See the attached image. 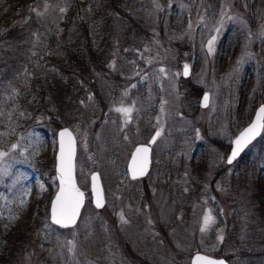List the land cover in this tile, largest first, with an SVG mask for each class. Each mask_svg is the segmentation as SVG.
Returning a JSON list of instances; mask_svg holds the SVG:
<instances>
[{
    "label": "rangeland",
    "instance_id": "1",
    "mask_svg": "<svg viewBox=\"0 0 264 264\" xmlns=\"http://www.w3.org/2000/svg\"><path fill=\"white\" fill-rule=\"evenodd\" d=\"M254 1L219 0V5L213 8L210 0H140L139 7L144 14L135 25L138 29L129 31L132 36L139 33V41H133L130 48L131 58L120 60V55H111L107 65L94 69L101 86L109 89L110 102L104 114L100 118L93 117L88 125L79 122L71 125L78 138V154L82 152L80 157L77 155V177L88 200L91 199L89 176L93 170L101 171L103 167V161L95 153L96 145L104 135L99 131L101 125L106 122L115 131L123 133L124 144L128 146L124 166L113 164L110 184L104 181L106 206L97 210L94 216L83 213L78 225L64 233L51 225L49 214L45 213L32 242L26 241L24 250L16 252V259L7 263L101 264L98 257L87 252V257L79 260L78 255L85 252L79 249L76 241L80 230L99 218L112 232L115 242L105 251V264H190L191 255L187 250L193 245L196 251L225 257L229 261L231 255L235 260L233 264H241L242 254L238 249L241 242L231 239L229 218L235 212H247L258 204L251 188H239L232 182L243 159L227 165L226 158L233 137L251 121L259 104H264V53L261 48L264 19L260 20L256 12H250V4ZM230 24L242 26L247 42L235 60L218 61L219 43ZM213 36L216 39L213 51L209 53L208 40ZM124 39L120 31L116 45L119 52L125 46ZM250 62L255 65L256 75L249 96L240 105L239 88ZM186 63L192 66L189 78L182 76ZM161 68L165 71L161 72ZM205 91L210 92L211 101L207 108H202L201 94ZM84 101L82 105L86 108L93 99L87 97ZM3 104L0 100L3 116L0 141L5 145L0 151L8 155L0 160V168H8V174L0 176V264L4 263L5 255L11 254L8 240L11 222L26 209L28 217L38 215L46 208L45 204L41 206V198L49 185L53 186V194L57 190L56 176L50 174L51 168L44 164L46 158L43 159L41 146L44 145L48 154H55L59 129L54 126L52 132H55H50L49 115H45L44 110L41 113L35 99L21 95L10 99L9 104ZM120 107L132 111L125 116L115 111ZM34 116L37 117L36 124L29 127L25 120ZM98 120L101 123L96 130ZM46 126L49 133L45 131ZM156 129L161 133L153 147L154 151L159 148L158 154L178 142L175 155H185V160L190 161L196 151L195 145L207 143L208 147L203 194L192 202L190 212L182 206L183 195L176 193V199L171 203L177 211L173 225L166 224L169 197L158 185L161 173L155 167L147 185L150 198L140 203L127 195L132 185L126 169L131 151L136 144L147 143ZM13 144L17 145L15 150ZM262 145L264 134L247 150L245 159L258 154ZM99 147L104 150L103 145ZM178 159L172 160L176 164ZM108 161L112 159L105 158V162ZM102 177L105 180L104 174ZM8 180L10 187L3 190L1 186H9ZM179 181L183 191L189 192L187 174ZM22 200L26 203L22 204ZM177 202L181 205L176 206ZM209 211L214 223L201 232L204 216ZM121 213L126 223L121 221ZM132 223L136 224L135 229ZM127 228L132 229L133 236H127ZM253 229L260 230L256 240L262 243L256 248L262 249L264 226Z\"/></svg>",
    "mask_w": 264,
    "mask_h": 264
},
{
    "label": "trees",
    "instance_id": "2",
    "mask_svg": "<svg viewBox=\"0 0 264 264\" xmlns=\"http://www.w3.org/2000/svg\"><path fill=\"white\" fill-rule=\"evenodd\" d=\"M139 2L140 0H0V100L3 105L9 104L12 98H20L21 95L35 99L41 113L44 110L45 115H49L51 124L48 126H51V133L55 132H52L54 126L58 128L76 122L87 125L91 123L93 117L100 118L110 102L107 95L109 89L102 87L94 69L96 66L107 65L111 55H120V60L131 58L130 48L133 41H139V33L132 36L129 31L134 32L138 29L135 25L144 14ZM210 2L213 8L219 5V0ZM250 6V12H256L261 20L264 17V0H255ZM120 31L124 34L125 46L119 52L116 45L119 42ZM246 42L247 34L242 26L228 25L219 43L218 61L235 60L243 51ZM261 48L264 53V40ZM254 68L253 62L246 66L245 76L239 88L243 100L248 97L253 77L256 75ZM262 69L264 70V67ZM91 94L95 98L94 104L90 106L92 110L82 105V101ZM2 119L0 112V121ZM35 119H37L35 116L28 117L25 123L32 127L36 124ZM100 123L101 120H98L96 129ZM48 126L45 127V131L49 133ZM103 126L104 136L101 143L96 145L95 153L103 161L101 171L105 175V184L109 185L114 170L112 165L118 167L124 165V151L128 146L124 144L122 132L115 131L109 124ZM99 145H104V150ZM4 146L0 141V147ZM170 146L168 151L159 154L157 153L159 148H156L153 167L161 173L158 184L161 183L166 192H170L168 201L170 210L167 213L166 224L173 225L177 213L176 207L171 204L176 199L174 191L183 195V201L193 196L205 181L209 153L207 143H199L195 145L197 149L189 165L183 157L175 164L172 159L179 148L178 142ZM263 153L264 145L260 147L258 154L244 160L243 165L237 170V179L232 176V182L234 181L239 188L252 189V196L256 198L258 204L247 212H235L233 217L229 218L230 237L235 242H241L238 247L242 254L241 264H264V247L256 248L262 243L256 240L260 230L253 229L264 226ZM42 155L46 158L44 164L51 168L49 173L52 174L54 154L48 155L44 150ZM105 158L112 161L106 163ZM186 173L191 194L183 191L182 186L175 182L177 178H185ZM138 182L144 184L140 187L134 182L127 195L143 203L150 194L146 186L149 179ZM1 188L7 190L9 187ZM49 188L41 198L43 202L41 206L46 205L42 212L34 217H28L26 209L11 222V227L7 228L11 254L5 255L4 263L1 264H10L7 262L16 259V252L24 250L25 242H32L40 218L49 212L53 186L49 185ZM97 212L88 201L84 215L94 216ZM132 224L135 229L136 224ZM65 231L61 229L62 233ZM126 232L129 237L134 234L131 228H127ZM76 241L79 249L85 252L78 255L79 260L81 257H87V252L90 256L98 257L101 264H105V251L115 244L112 232L99 218L93 219L89 226L82 228ZM194 247L193 245L189 248L187 254H192L195 251ZM229 258L231 264L235 263L231 255ZM147 259L150 261L148 257Z\"/></svg>",
    "mask_w": 264,
    "mask_h": 264
},
{
    "label": "snow or ice",
    "instance_id": "3",
    "mask_svg": "<svg viewBox=\"0 0 264 264\" xmlns=\"http://www.w3.org/2000/svg\"><path fill=\"white\" fill-rule=\"evenodd\" d=\"M47 7V5H45ZM31 11H36L35 9H30ZM63 12L64 9H61ZM41 15V13H37ZM218 31V29H217ZM216 37L213 36L208 40V50L209 53L213 51V44ZM188 65L184 66V75H188ZM161 72L165 70L160 69ZM208 97L205 95L204 101L205 106L207 105ZM115 111L124 113L125 116H128L132 109L131 108H116ZM163 111V108L161 109ZM264 132V105H261L255 114L254 120L245 127L239 134L236 136L233 143V148L230 156L228 157V163L231 164L234 159L261 133ZM160 131H157L156 134L152 137L151 143H155L156 138L160 135ZM60 136V151L58 157V166H57V179L59 180V189L55 196V199L51 204V220L54 224L61 227H68L69 225L75 224L77 217L79 216L80 209L84 202V192L76 184L74 177V164L73 158L75 155V139L72 133L68 129H64L59 133ZM17 148L16 144L12 145V149ZM148 153L149 147L141 146L137 147L135 153L132 156V173L133 178L137 175H143L147 168L148 163ZM7 152L0 151V160L7 156ZM8 168H0V176L7 175ZM92 192L96 197V206H103V195L102 191L99 188V178L97 175L93 174L92 177ZM43 188V185H41ZM22 204L26 201H21ZM121 221L126 223L123 213L120 214ZM214 223V218L211 216L209 211L208 214L204 216V227L200 230L201 232L206 231V229ZM222 240L223 237L221 236ZM75 245L73 244V247ZM193 264H223V261H216L205 256L197 255Z\"/></svg>",
    "mask_w": 264,
    "mask_h": 264
},
{
    "label": "water",
    "instance_id": "4",
    "mask_svg": "<svg viewBox=\"0 0 264 264\" xmlns=\"http://www.w3.org/2000/svg\"><path fill=\"white\" fill-rule=\"evenodd\" d=\"M186 65V64H185ZM184 65V66H185ZM189 67H188V75L187 76H185L184 75V67H183V76L184 77H189L190 76V74H191V66L189 65V64H187ZM205 95H207V97H208V100H207V105L205 106V101H204V97H205ZM209 103H210V93L209 92H205L204 94H203V97H202V100H201V105H202V107H207L208 105H209ZM261 105H264V104H261ZM260 105V106H261ZM260 106L257 108V110L260 108ZM257 110H256V112H257ZM256 112H255V114H256ZM254 118H255V115L253 116V118H252V121L254 120ZM251 121V122H252ZM250 122V123H251ZM249 123V124H250ZM248 124V125H249ZM247 125V126H248ZM246 126V127H247ZM64 129H68L71 133H72V135H73V137H74V139H75V155H74V158H73V164H74V177H75V180H76V184H77V186L79 187V185H78V183H77V179H76V165H75V162H76V153H77V140H76V137H75V135H74V133H73V131L70 129V128H68V127H64V128H61L60 130H59V132H58V152H57V155H56V173H57V166H58V157H59V151H60V136H59V133L61 132V131H63ZM243 130V129H242ZM241 130V131H242ZM157 131H159V130H157ZM157 131H155V133L153 134V136L156 134V132ZM263 133V132H262ZM261 133V134H262ZM152 136V137H153ZM261 135H259V136H257L252 142H254L256 139H258L259 137H260ZM158 138V137H157ZM157 138H156V140H157ZM236 138V137H235ZM235 138L233 139V141L235 140ZM151 140H152V138L150 139V142H149V144H139V145H137L136 147H135V149L133 150V152H132V155H131V157H130V159H129V162H128V172H129V175H130V177L132 178V179H137V178H141V177H145L148 173H149V170H150V167H151V162H152V157H151V154H152V144H154V143H151ZM251 142V143H252ZM250 143V144H251ZM249 144V145H250ZM248 145V146H249ZM141 146H145V147H149V153H148V163H147V168H146V171L144 172V174L143 175H137L135 178H133V173H132V156H133V154L135 153V150H136V148L137 147H141ZM233 144H232V148H233ZM247 146V147H248ZM246 147V148H247ZM232 148H231V151H232ZM245 148V149H246ZM244 149V150H245ZM243 150V151H244ZM231 151H230V154H231ZM242 151V152H243ZM242 152L238 155V157L242 154ZM230 154H229V156H230ZM228 156V157H229ZM237 157V158H238ZM236 158V159H237ZM236 159H234L233 161H232V163L236 160ZM227 163H228V158H227ZM229 164V163H228ZM93 174H95V175H97L98 176V178H99V188H100V190L102 191V195H103V206L102 207H97L96 206V197H95V195L93 194V192H92V195H93V204L98 208V209H102L104 206H105V204H106V199H105V191H104V186H103V183H102V179H101V176H100V174H99V172L98 171H95V172H93ZM92 174V175H93ZM57 175H58V173H57ZM92 175H91V177H92ZM59 181V180H58ZM60 183V182H59ZM80 188V187H79ZM80 190L83 192V190L80 188ZM91 190H92V179H91ZM56 194H57V192H56ZM56 196V195H55ZM55 196H54V198L52 199V201L55 199ZM85 200H86V195H85V193H84V202H83V205H82V207H81V209H80V213H79V216L77 217V220H76V222H75V224L77 223V221L79 220V218H80V215H81V211H82V208H83V206H84V204H85ZM51 204H52V202H51ZM50 219H51V207H50ZM52 221V220H51ZM75 224H73V225H69L68 227H70V226H74ZM65 228V227H64ZM201 255V256H205V257H208V258H210V259H213V260H216V261H223V264H229V262L225 259V258H216V257H212V256H209V255H207V254H204V253H195L194 255H193V257H192V260H191V264H193V260H194V258L197 256V255Z\"/></svg>",
    "mask_w": 264,
    "mask_h": 264
},
{
    "label": "bare ground",
    "instance_id": "5",
    "mask_svg": "<svg viewBox=\"0 0 264 264\" xmlns=\"http://www.w3.org/2000/svg\"><path fill=\"white\" fill-rule=\"evenodd\" d=\"M88 97H89V100H92V99H93V102H92V103H89V102H88V106H87V108H89L90 106H92V105L94 104V100H95L93 94L89 95ZM85 101H86V99H85ZM85 101H84V102H85ZM90 109L92 110V107H90ZM74 124H76V123H67V124H64V125H62V126H63V127H65V126H69V127H71V125H74ZM176 155H177V154H176ZM180 157H181V156H180ZM180 157L175 156V158H179L178 161H181ZM233 176H235V177L237 176V171H236V173L233 174ZM179 179H181V178H177V179L175 180V182H176V184H178L179 186H182V184L180 183ZM178 182H179V183H178ZM205 183H206V181H204V182L202 183L201 187H200L195 193L192 192V193H193V196H191V198H189V199H191L192 201H189V199L182 201V206L184 205L185 208L189 209L190 212H191V210H192V202H193L195 199L200 198L201 195L203 194L202 190H203L204 187H205ZM159 185L162 186L161 183H159ZM162 187H163V186H162ZM163 188L165 189V187H163ZM165 191H166V189H165ZM176 193H178V192L174 191V195H175V196H176ZM150 194H151V192H150ZM150 194H149V196H148L147 198L145 197L146 200H148V199L150 198ZM167 194H168V197H169V200H170V192H168ZM189 194H191V190H190V189H189ZM128 197L131 198L130 196H128ZM131 199H133V198H131ZM171 199H172V198H171ZM133 200L142 203L141 200H136V199H133ZM146 200H145V201H146ZM169 200H168V201H169ZM145 201H144V202H145ZM144 202H143V203H144ZM170 203H171V202H170ZM179 205H181L180 202H178V203L176 204V206H179ZM187 214H188V212H187Z\"/></svg>",
    "mask_w": 264,
    "mask_h": 264
}]
</instances>
